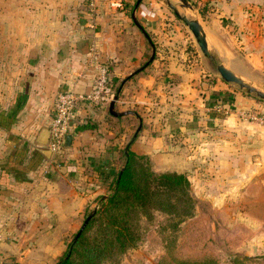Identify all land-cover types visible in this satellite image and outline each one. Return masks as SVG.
<instances>
[{"label": "crops", "instance_id": "crops-1", "mask_svg": "<svg viewBox=\"0 0 264 264\" xmlns=\"http://www.w3.org/2000/svg\"><path fill=\"white\" fill-rule=\"evenodd\" d=\"M189 1L205 32L229 20L257 31L263 21V0ZM30 3L18 1L29 22H0V264L54 263L108 193L129 141L160 172L185 173L212 205L264 207V124L238 116L252 102L217 89L224 86L202 71L200 54L189 58L174 38L156 44L131 21L134 11L144 29L159 31L164 8L149 0L131 10L132 0ZM100 63L113 86L122 80L113 106V98L77 100L70 144L49 151L57 92L88 91Z\"/></svg>", "mask_w": 264, "mask_h": 264}, {"label": "rangeland", "instance_id": "rangeland-1", "mask_svg": "<svg viewBox=\"0 0 264 264\" xmlns=\"http://www.w3.org/2000/svg\"><path fill=\"white\" fill-rule=\"evenodd\" d=\"M18 1L20 0H0V22L30 21L33 16L21 14ZM23 1L27 6H31L30 0ZM132 1L131 5L135 4L136 0ZM149 1L157 2L158 6L165 10L160 19L162 23L158 24L159 31L151 30L150 33L145 29L148 36L151 34L155 36L156 44H160L159 42L163 44L165 39L174 38L175 44L181 46L180 49L188 51L189 58L195 60L198 57L196 54H200L203 60L200 62V58H197V61L202 71L209 72L210 80L224 86L217 89L224 88L229 91L232 101L238 96L252 102L248 103L250 107H246L247 105H244L246 103L242 106L264 109V98L240 88L236 83L224 81L215 67L217 62H223L244 81L264 90V0L262 1L263 21L257 31L249 30L251 25L243 20L240 23H232L233 21L229 20L230 25L222 30H207L210 58L199 50L191 31L168 6L167 0ZM179 9L188 15L190 13L189 16H195L188 8L179 7ZM133 17L145 27L139 13L135 12L134 16L130 14L131 21L134 22ZM136 27L143 33L137 25ZM196 49L197 51H194ZM234 104L239 103L236 101ZM220 109L223 110L218 112L221 115L230 110L228 107L224 108L225 110ZM241 110L242 108L238 110V116L246 118ZM156 164L157 161L154 163L150 161L151 169L159 173V165L155 166ZM192 194L195 207L191 217L176 224L177 218L159 213H155L152 220L142 215L140 221L144 227V235L141 242L128 249L119 263L108 264H264V207L248 211L235 204V201L229 205L221 203L216 206L203 199L199 193L192 192ZM245 210L249 213H245Z\"/></svg>", "mask_w": 264, "mask_h": 264}, {"label": "trees", "instance_id": "trees-1", "mask_svg": "<svg viewBox=\"0 0 264 264\" xmlns=\"http://www.w3.org/2000/svg\"><path fill=\"white\" fill-rule=\"evenodd\" d=\"M121 82L114 86V93ZM130 144H126L123 167L108 193L98 198L96 207L87 212L90 217L78 237L74 239L73 234L67 249L52 264L119 263L128 249L141 242L142 215L152 220L159 213L177 218L176 224L193 215L195 199L187 175L154 172L148 156L135 152Z\"/></svg>", "mask_w": 264, "mask_h": 264}, {"label": "built area", "instance_id": "built-area-1", "mask_svg": "<svg viewBox=\"0 0 264 264\" xmlns=\"http://www.w3.org/2000/svg\"><path fill=\"white\" fill-rule=\"evenodd\" d=\"M121 4L120 2L118 5ZM114 96V86L109 70L105 64H98L93 85L88 91L76 92L71 89H61L57 92L49 121L48 147L53 152H61L64 136L72 131L75 119V104L77 100L87 99L109 102ZM246 118L264 124V109L258 107L242 108L240 111Z\"/></svg>", "mask_w": 264, "mask_h": 264}, {"label": "water", "instance_id": "water-1", "mask_svg": "<svg viewBox=\"0 0 264 264\" xmlns=\"http://www.w3.org/2000/svg\"><path fill=\"white\" fill-rule=\"evenodd\" d=\"M141 0H136L135 2V6L134 9L137 8V6L139 5ZM178 2H172L171 0H167V4L168 6L173 10V12L176 14V16H178L179 19L182 20V22L189 28V30L191 31L198 47L199 50L206 56H208L209 58L211 57V53L209 51V46H208V41H207V36H206V32L199 20V18L197 16H189L186 12H181L179 7H181L182 9H193L192 3L189 0H177ZM132 15L134 16V11L132 13ZM135 18V17H133ZM135 24L138 26V28H140L142 30V32H144V34H147V32L145 31L144 27L142 26V24H140L139 21L136 20V18L134 19ZM154 57V54H152L149 57V60L146 62V64H148V62H150ZM216 70L219 73L220 77L226 81V82H230V83H236L238 84V86L240 88H245L248 92L250 93H254L256 94L258 97L264 98V90L257 88L256 86L247 83L246 81H244V79L239 76L233 69H231L230 67L226 66L223 62H217L215 64ZM117 99V94H114L113 99L110 102V107L113 106L114 100ZM72 139V133H66L64 136V145L67 146L70 144ZM50 151V149H49ZM90 217V214H88L84 220L82 221L81 225L79 226V228L77 229V231L75 232L74 235V239L78 237V235L80 234V232L82 231V229L84 228V226L86 225L88 219Z\"/></svg>", "mask_w": 264, "mask_h": 264}, {"label": "bare ground", "instance_id": "bare-ground-1", "mask_svg": "<svg viewBox=\"0 0 264 264\" xmlns=\"http://www.w3.org/2000/svg\"><path fill=\"white\" fill-rule=\"evenodd\" d=\"M189 15H190V13H189Z\"/></svg>", "mask_w": 264, "mask_h": 264}]
</instances>
